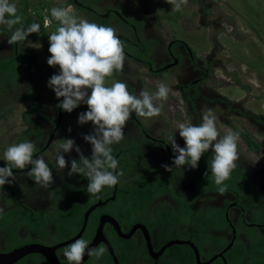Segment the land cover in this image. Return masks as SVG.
Returning <instances> with one entry per match:
<instances>
[{
    "label": "flooded vegetation",
    "instance_id": "af4514ba",
    "mask_svg": "<svg viewBox=\"0 0 264 264\" xmlns=\"http://www.w3.org/2000/svg\"><path fill=\"white\" fill-rule=\"evenodd\" d=\"M67 1H71L73 4L70 14L116 29L118 37L124 44L125 61L121 71L114 72L109 76L112 83L116 80L124 81L128 84L130 93L138 95L141 89L146 88L142 85L143 82L149 87L156 81L164 82L178 96V98L167 100L173 99L172 102L178 104V112L174 115L175 119L181 116L182 122L199 124L202 122V113L207 109H212L217 117L216 121L224 127L225 133L229 129L239 132V159L235 162L234 172L238 176L245 175L246 178L241 180V183L234 182V184L239 187L245 182L243 192L234 189L223 195H220L217 190L196 193L194 182L188 177V170L184 166L182 168L175 167L173 163L175 154L169 144L168 137L174 134L172 132L174 126L169 127L168 130L162 129L158 124L159 115L142 118L132 113L123 129L124 139L118 143L121 146L118 144L111 146L112 155L115 158L118 155H124V151L127 149L124 144L131 140L139 146L144 154L143 164L163 168L164 172L170 175L173 193L179 191L187 199H193L195 207L202 205L208 206L210 209L223 210L224 215H228L231 227L240 228L237 232L233 231L235 237L229 249L222 253V258L216 257L209 264H229L230 261L226 253L233 245L239 247V242H241L243 254L239 257L237 264H264V240H260L264 236V231L262 234L258 232L261 227L264 229V194L262 193L264 192V118L246 109L242 100H236L229 96L227 93L228 83L227 86L224 82L219 86L212 84L215 70L227 74L228 80L240 75L239 70L237 74L235 68L228 70L226 63L225 66L221 65L223 59L218 58L214 52L216 49L222 48L223 44L221 43L224 42L218 40L216 32H223L225 24L233 25L238 21L236 19L229 20L231 19L229 15L218 10L213 0H188L187 6H182V10L184 14L185 12L189 15L194 14L196 16L195 23H191L189 15H180L178 23L194 28L195 32L203 31L200 34L204 35L207 45H210V50L204 48L199 55L194 54L189 45L172 33L163 34L164 38L160 39V34L166 30L165 19L170 18L165 16L164 12L173 10V6L163 0H11L17 6V15L22 18L21 23L15 25L14 28L25 27L24 24L29 21L38 23L43 9L46 10L47 6L67 8L69 6ZM221 5L223 9L232 8L228 0H222ZM174 18L175 15L171 19L172 22H175ZM43 19L42 28L37 35L31 33L24 42L15 44L8 43L11 32L6 26L0 25V58L12 59L15 62L23 61L22 68L13 81L0 73V81L3 77L6 78V81L2 85L0 84V110H6L7 118L12 110L20 111V125L24 128L21 131H16L11 139L20 137V134H27L25 137L34 142L37 147L34 156L42 155L45 159L52 160L54 178L53 183L48 188H44L27 176L30 166L24 170L13 169L16 179L11 184H5L3 188H0V207L3 208L1 213L14 209L15 214L10 216L14 219L13 222L23 221L25 223L15 224V236L12 241L2 237L3 235L0 233V249L10 250L25 244H37L46 250L50 249L51 251L52 249L58 263L65 264L69 261L63 255L64 250L73 241L59 247L56 246L70 240L78 231L73 234L72 230L62 229L65 221L61 225L56 223L55 216H52L55 212V201L58 195L66 191L64 186L78 197L80 206L84 204L85 193L82 188V177H68L71 160H79V153L75 151V148L70 153H63L68 165L63 170H58L55 163L57 148L55 151L52 149L54 145L58 147L60 137H62V141L72 138L75 140V144L81 148L84 156L90 158L92 145L85 141L83 136L93 133L94 126L90 131H87L86 128L73 131L70 129L69 131L68 122H72L70 120L82 126L78 123V116L87 111V105L81 102L69 113L57 107L63 99L62 97L57 98L54 92L42 95L37 91L35 81L33 82L34 79L28 71L26 52L31 51L35 59L40 57L39 54H49L50 57L48 36L59 26L55 25L58 22L54 19L46 17ZM46 22H48L47 26ZM218 59H222L221 62ZM217 88H222L221 92ZM21 108L23 109L21 110ZM168 108H170L169 105H167L169 113ZM7 118L2 116L0 120ZM89 122L83 125H90L91 122L88 124ZM161 125L163 124L161 123ZM177 125L176 123V127ZM174 136L176 142L184 147L185 142L179 133ZM163 165H169L172 168L171 171L166 170ZM4 166H6V162L4 158H1L0 167ZM76 174L78 175V173ZM78 176L83 175L79 174ZM85 179L86 177L84 181ZM88 183L86 182V184ZM112 189L105 187L88 207L104 202V204L96 206L92 210L94 211L104 206L108 201H112L115 197L116 185ZM165 198L166 196L159 194L145 205L140 214V221L144 223L148 231V243L138 230H135L128 238L120 237V234L128 233L134 224L126 227L125 224H120L117 221L119 232L113 226L106 223L103 225L104 239L108 241L118 264L176 263V257L172 255L171 247H166L159 253L164 244L161 238L164 233L166 234V229L157 224V218L160 207L165 206ZM249 199L256 204L255 210L260 214L258 223H251L250 218L255 219V217L251 215L249 209H245L243 206ZM101 215L106 214H98L96 222L92 220L93 228L96 227ZM38 218L41 225L35 228ZM26 223H29L31 227ZM242 225L252 227V230L243 229ZM85 232L86 230H83L79 238L88 240L89 248L104 246L101 241L93 240L92 242L94 233L86 236ZM209 233L216 238L213 240L204 239L206 244L198 250L201 261H207L224 248L229 241L224 239L229 238L231 234L230 230L213 228L209 229ZM253 236L258 237V242L262 244L257 245L258 249L250 250ZM94 244H96L95 247ZM201 248L208 254L206 257L202 256ZM104 255H108L109 264H113L107 250ZM192 255L194 258L193 252ZM28 256L34 257L36 264H50L39 253L27 254L13 264H21ZM98 260L88 256L82 264H97Z\"/></svg>",
    "mask_w": 264,
    "mask_h": 264
},
{
    "label": "clouds",
    "instance_id": "9594fccd",
    "mask_svg": "<svg viewBox=\"0 0 264 264\" xmlns=\"http://www.w3.org/2000/svg\"><path fill=\"white\" fill-rule=\"evenodd\" d=\"M166 2L173 6V11H181L182 6L188 4V0ZM17 11L16 4L11 0H0V25L6 26L11 32L9 44L24 42L29 34L40 31V24L35 22L27 27L14 28L22 19L17 15ZM50 13L59 26L48 36V51L51 55L47 63L52 68L58 65L60 71L48 80V86L52 88L49 93L54 91L57 98L62 97L57 107L69 113L81 102L85 103L87 111L79 114L78 123L83 125L90 121L94 125V132L83 136L84 140L92 145L91 157L84 156L74 139H63L57 147L56 167L58 170L67 167L68 161L63 153H70L75 148L79 153V160H71L68 175L78 173L85 176L86 182H89L88 193L97 196L105 187L117 185L123 176V172H117L119 161L112 155L111 146L124 139L123 129L132 113L145 118L160 115L163 109L161 102L167 100L170 88L164 82H159L156 86L157 91L150 93L148 90H141L138 95H133L124 81L116 80L111 86H106V77L121 71L125 61L124 44L118 37L116 29L78 18L64 7H52ZM40 60L41 57L36 59L37 62ZM213 76L218 82L215 86L221 85L222 82L225 86L227 83L228 86L238 83L234 79L228 80L227 74L217 70L213 72ZM217 90L221 92L222 88ZM216 120L213 110L207 109L202 113V122L199 124L178 123L177 129L185 142L184 147L176 142L174 134L170 135L168 140L175 154L173 158L175 167L182 168L188 165L195 169L203 154L211 149L215 153L210 163L211 174L218 186V193L223 195L227 192L224 182L230 179L232 171L236 168L235 162L239 159L240 134L232 129L225 133L222 126L221 136ZM17 139L18 137L11 139L12 143L4 149L6 166L0 167V188L16 179L14 168L24 170L29 166L31 167L27 171V176L41 187L48 188L54 180L52 167L44 156H34L37 152L34 142L24 140L15 143ZM163 167L168 171L172 169L169 165ZM0 211H3L2 207ZM105 223L116 230L115 225L108 222H104L103 225ZM96 227L93 228L92 234L95 233ZM105 251L104 246L89 248V241L79 238L68 245L63 255L69 264H82L86 254L99 259Z\"/></svg>",
    "mask_w": 264,
    "mask_h": 264
},
{
    "label": "trees",
    "instance_id": "16d2710c",
    "mask_svg": "<svg viewBox=\"0 0 264 264\" xmlns=\"http://www.w3.org/2000/svg\"><path fill=\"white\" fill-rule=\"evenodd\" d=\"M66 3L69 4V6H67V9H69L71 12L73 4L71 3V1H67ZM51 8L52 7L47 6L46 10H42L43 13L38 19L40 30L43 25L42 21L44 22L43 17L53 19L50 13ZM31 24L32 22L29 21L28 23H25L24 26L27 27ZM55 25L57 26L58 24L56 23ZM38 33H36V35ZM26 55L28 71L34 79L33 82L36 80H42L45 77L50 79L53 74H58L57 72L53 73L51 69H47L45 73H40L38 62L36 61L34 54H32L31 51H28L26 52ZM22 64L23 61L15 62L12 59L0 58V73L2 74V76L6 78L9 77V79L13 81L19 70L22 68ZM217 83V80L214 78V76H212V84L215 85ZM35 86L37 87L36 82ZM2 116L3 115L0 114V117ZM88 124H90V122ZM93 126L94 125L92 124V122L90 125L82 126L74 123L71 131L83 128H86L87 131H90L91 127ZM25 136H27V134H20V137H18L20 139V142H22L21 140H28V138L25 139ZM59 141H62V137L59 138ZM124 145L125 147H127V149L124 151V155H118V157L116 158L119 161L117 172H123V176L121 177L120 182L116 185V193L114 194L115 197L112 201H108L104 206L92 211L90 213V216L87 217L83 229L86 230V236H89L90 233L92 234V220H95L96 222L98 214L100 213L114 218L116 222L118 221L120 224H125L126 227H129V225L135 224L136 222L144 225V223L140 221L141 212L143 211L145 205L150 203L152 199L161 194L166 196V198L164 199L165 206L160 207L157 218V224L165 227L166 229V234L164 233L163 238H161L162 242H165L168 236L171 240H188L196 247L198 251L200 247H203L206 244V242L204 241L205 238H209L211 240L216 238L214 235L209 233V229L213 228L224 231L230 230V237L225 239V241L229 240L228 243L231 242L232 244V240L234 239L235 234L231 230L237 232L238 230H240V228H237L236 226H234V228L231 227V225L229 224L228 215H224L223 210L210 209L208 206L202 205H197V207H195V205L193 204V199H187L179 191L173 193L172 185L170 182V175L165 173L163 168H155L153 165L143 164L144 154L142 153L139 146L131 140L127 141ZM118 146L121 145L118 144ZM214 155L215 153L211 149H209V151L204 153L201 157L200 161L198 162L197 168L193 169L188 165H184V167L188 170V177L191 181L194 182V176L196 174H204L206 173L207 169L211 171L210 163ZM45 160L50 167H53L52 160ZM233 172L234 170L232 171L231 175L234 176H231L229 180H226L229 183L236 182V177H238V175ZM78 175L75 174L74 176L73 174L69 177H82V188L84 189L85 193L84 204L80 206V200L78 199V197L64 186V190L66 191L58 195V198L55 201L54 205V210L56 211V223L61 225L65 221L62 229L67 228V231L68 229L72 230L73 234L78 231L82 224L83 212L87 209L90 203L94 202L97 199L96 196L90 195L88 193L86 184L87 179H85L84 181L85 176ZM112 188L113 186L110 187V189ZM194 188L196 190V193H202L203 191L217 190L218 187L214 184L211 178H206V180L202 181L201 183L194 182ZM243 190L239 192H243ZM255 205L256 204L251 201V199H249L243 206H245V209H249L252 212L253 210H255ZM245 209L243 210L245 211ZM13 214H15L14 209L2 213L0 211V233L3 235L2 237L7 239L8 241H12L14 239V232L16 227L15 224L25 223L23 221L13 222L14 219L10 218V216ZM259 215L260 214H258V216ZM26 224L31 227L29 223ZM40 225L41 221L38 218L35 224V228L40 227ZM245 229L252 230V228L249 227H246ZM258 239V237L255 238L253 236V240L250 244V250L258 249L257 245L262 244L258 242ZM170 247L172 250V255H175L176 257V263H194L192 250L187 244H178ZM241 247V242H239V247L233 245L232 248L226 253L228 256V260L230 261L229 264H237V262L239 261V257L243 254L241 252ZM252 262H254V260H252ZM109 263L110 260L108 255L100 257L97 262V264ZM21 264H36V261L34 257L28 256Z\"/></svg>",
    "mask_w": 264,
    "mask_h": 264
},
{
    "label": "rangeland",
    "instance_id": "374dc122",
    "mask_svg": "<svg viewBox=\"0 0 264 264\" xmlns=\"http://www.w3.org/2000/svg\"><path fill=\"white\" fill-rule=\"evenodd\" d=\"M163 1L165 2L166 0ZM213 1L216 3L218 10H222L221 12L229 15V17L231 18L229 20L236 19V21H238L237 24L233 25L225 24V29L223 32H216L218 40L224 41L221 43L223 44V47L214 51L216 52V56L218 58H222L223 60H225V62L223 61L221 65L225 66L226 63L228 70L235 68L237 70L236 73L238 74L239 70L240 74L239 77L237 76L236 78H234V80L238 83H234L233 85L229 86L227 89V93L229 96L236 100H242L246 109L250 110L256 115H261L264 118V0H228L232 7H229V10L223 9L221 5L222 0ZM164 15L169 16L170 18L165 19L164 25L166 24V30L162 31V33L160 34V39L164 38L163 34L165 35L166 33H172L181 41L187 43L192 52L196 55H199L204 48H206V50H210V45H207V40L205 39L204 35L200 34L203 31L195 32L193 30L194 28L185 24L178 23V17L180 15H189L187 12H185L184 14L183 10L173 11L172 9H170L166 10L164 12ZM173 15H175V22L171 21ZM195 17L196 16L194 14L189 15L191 23L193 24L195 23ZM204 32L206 33V31ZM196 33H199L200 35H197ZM39 56L41 57V60L38 62L40 73H45L47 69H51L53 73H59V66H54V68H52V66L48 65L47 59L49 58V54H39ZM222 59H218V61L221 62ZM106 78V86H111L112 82L110 81L109 77ZM48 80L49 78L47 77L42 80H36L37 91H39L42 95H47L52 91V88L48 86ZM5 81L6 78L3 77L0 81V84L4 83ZM157 84L158 81H156L152 84V86L149 87L145 82H143L142 85L146 86V88L141 90H148L150 93L155 92L157 91ZM172 90L173 89H170L167 100L170 98H178L177 94ZM167 100L161 102L163 103V109L161 114L159 115L160 117H158V124L164 130H168L169 127L174 126L172 132L174 134H178L179 131L176 127V123H181V120H183V118L180 116L175 119L174 115H176V113L178 112V104L177 102H172L173 99H171L170 101ZM167 105L170 106V108H168L169 113L167 112ZM22 109L23 108H21V110ZM5 113L6 110H0V114H2L3 117L7 118L8 115L6 116ZM19 114L20 111L16 112L12 110L11 114H9L10 116L6 120H0V160L1 158H4V149L12 143L11 138L15 135L16 131H21L24 128L20 125L21 121L19 119ZM70 121L72 122H68V128L72 129L74 121ZM161 123L164 126L161 125ZM216 124L222 136L223 128L219 122H216ZM17 141L19 143L20 139L18 138ZM56 148L57 145H54L52 151H55ZM206 178H211L214 182V177L212 176L211 171L208 169L204 174H196L194 176V182L201 183L202 181L206 180ZM245 178V175H239L238 177H236V182L241 183V180ZM224 183L227 186V191L234 189L242 191L246 185L245 182L239 187L235 186L234 183H229L227 181H225ZM262 193L264 194V192ZM55 213L56 211L53 212L52 216H55L56 219ZM251 213V215H253V217H255L256 219L255 220L254 218H250L251 223H258L260 219L258 216V212L256 210H253ZM242 227L243 229H245L249 226L242 225ZM263 231L264 229L262 227L261 230H258V232L261 234L263 233ZM262 239L264 240V236L260 238V240ZM169 240L171 239L168 236L166 241ZM200 252H202L203 257H206L208 255L204 251H202V248Z\"/></svg>",
    "mask_w": 264,
    "mask_h": 264
},
{
    "label": "water",
    "instance_id": "95a60500",
    "mask_svg": "<svg viewBox=\"0 0 264 264\" xmlns=\"http://www.w3.org/2000/svg\"><path fill=\"white\" fill-rule=\"evenodd\" d=\"M100 204H104V202L101 203H95L94 205L88 207L84 213H83V217H82V224L78 230V232L76 233V235L74 237H72L70 240L63 242V244H60L56 247H59L61 245L64 244H68L72 241H74L75 239L79 238L81 232L84 229L85 223H86V218L88 216V214L98 205ZM104 222H108L111 225H115L116 226V230L119 232L118 226L116 221L107 215H101V217L98 220V225L95 229V233L92 239L99 242L101 241V243L104 245L105 249L107 250L109 256L111 257V260L113 262V264H118L116 257L114 256L112 249L108 243V241L106 239H104V236L102 235L101 229H102V225ZM138 230L140 231V233L143 235L145 241L148 243L149 242V236H148V231L145 228V226L141 223H136L134 225H132V227L130 228L129 232L126 234H120V237H125L128 238L130 237V235L135 231ZM233 232V230H232ZM178 244H187L193 254H194V262L195 264H209L210 261H212L214 258L219 257L222 258V253L225 252L231 245V242H229L224 248H222L219 252H217L216 254H214L210 259H208L207 261H201L199 259V255H198V251L196 249V247L188 240H169L166 241L162 247L160 248V252L161 253L166 247H170L172 245H178ZM94 247L96 246V244L93 245ZM30 253H39L42 256H44V258L48 261V263L50 264H60L58 263V261L56 260L54 253L52 252V249L50 251L46 250L45 248L37 245V244H25V245H21L19 247H14L10 250H0V264H13L15 263L18 259L22 258L23 256L30 254ZM88 257V255L86 254L82 260V262ZM65 264H69L65 263Z\"/></svg>",
    "mask_w": 264,
    "mask_h": 264
},
{
    "label": "crops",
    "instance_id": "0c3cea01",
    "mask_svg": "<svg viewBox=\"0 0 264 264\" xmlns=\"http://www.w3.org/2000/svg\"><path fill=\"white\" fill-rule=\"evenodd\" d=\"M225 240V239H224Z\"/></svg>",
    "mask_w": 264,
    "mask_h": 264
}]
</instances>
